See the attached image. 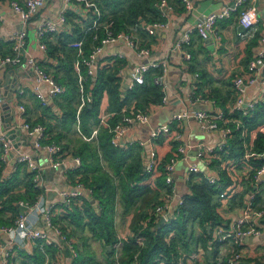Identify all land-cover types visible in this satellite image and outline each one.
Returning a JSON list of instances; mask_svg holds the SVG:
<instances>
[{
    "label": "trees",
    "instance_id": "trees-1",
    "mask_svg": "<svg viewBox=\"0 0 264 264\" xmlns=\"http://www.w3.org/2000/svg\"><path fill=\"white\" fill-rule=\"evenodd\" d=\"M159 1L95 0L101 12L96 28L87 23L84 29L75 26L72 31L51 33L57 37L59 45L49 43L46 45L47 53L55 55L60 52L61 58L58 60L61 63L59 67H63V73H55L54 78L65 86V91L54 99L59 113H56V110L49 111L51 107L47 103L40 102L45 107L43 112L47 120L42 117L41 122L31 124L41 123L45 126L47 137L42 143L54 141L64 151L68 148V144L60 142L66 137L63 129L70 130L72 125L78 126V130L87 139L81 138L79 145L72 152L69 151L73 156H79L81 163L78 167L67 170L66 176L71 184L81 183L90 191L91 198L94 199V203H91V200L83 195L77 197L78 199L72 200L65 211L54 213L52 224L58 226L68 239L72 238L77 230L88 229L92 238L103 243L108 256L115 253L114 244L120 242L119 264H153L157 257L165 259L168 264H176L175 259L178 254L197 248L209 250L208 252L212 253V261L209 264H216L219 246L225 241L219 240L214 235V230L218 225H225L229 221L218 211L217 199V193L231 183L226 171L217 169L223 184L218 188L197 174L191 175V180L188 181L189 191L183 195L182 202L176 201L172 205L171 217L166 223L160 228L152 229L157 221L156 216H151L146 225H143V222L149 213L157 205L163 204L171 194L164 178V165L170 156L176 154V142L169 134L160 135L155 140V146L167 145L168 150L164 152L154 169L147 171L144 167L143 148L137 142L113 146L110 142L109 130L100 121L104 96L108 98L106 112L111 114L107 119L110 126L119 121L120 111L124 107L134 106L149 113L154 105L160 104L163 89L154 83V78L160 70L149 68L144 73L142 83H134L131 88H127L123 87L121 72L126 64L125 59L110 57V64L97 66L94 75H87L86 68L81 65L80 76L85 77L83 92L91 97L90 102L81 104L79 78L73 69V61L80 60L81 56L77 48L68 45L69 42L81 40L82 55L86 57L105 35L103 26L109 22L113 34L132 32L141 45L149 47L154 34H148L139 26V20L145 23L162 20L160 11L155 5ZM167 2L170 3L169 0ZM94 35L97 36L96 39ZM2 45L6 50L0 51V55H9L12 52L11 42L4 41ZM190 60L187 68L197 74L194 81L195 91L202 89L203 96L213 97L212 99L217 101L222 97L219 87L212 86V77L204 70H197L192 58ZM231 76H234V73ZM233 115L240 118L248 130L254 129L264 119V98L246 115H241L240 112H234ZM50 119H54L55 122H51ZM175 128L173 126L172 131ZM95 129L96 133L93 134ZM239 136L240 132L236 129L232 138L228 140L229 151L215 150L213 154L218 157L212 158V164L215 166L219 164L220 157L224 159L244 153ZM253 149L257 152L264 150L263 132L256 133ZM5 166L0 158V226L13 224L19 212L18 201L33 203L41 193V189L37 188L32 180V172L25 164L14 163L13 170L7 175H4ZM247 189H252L251 184L247 183ZM260 192L261 190L254 200L255 205L262 201ZM241 197L242 193L239 194V198ZM235 198L233 197V201L236 200ZM118 204L122 206L123 213L131 211L130 228L133 234L139 233L144 237V246L136 258L133 254L138 246L135 244L134 235L127 239L116 236L114 216ZM195 226L200 228L198 233L195 232ZM50 247L46 246L47 250L54 252ZM19 257L20 261L15 264H42L44 259L38 247L34 249L33 254L27 255L21 252Z\"/></svg>",
    "mask_w": 264,
    "mask_h": 264
},
{
    "label": "built area",
    "instance_id": "built-area-1",
    "mask_svg": "<svg viewBox=\"0 0 264 264\" xmlns=\"http://www.w3.org/2000/svg\"><path fill=\"white\" fill-rule=\"evenodd\" d=\"M64 7L60 9L54 18L40 19L35 27L34 35L38 46V49L42 52L47 51V46L44 41L45 37L51 33H58L65 31V27L69 25L67 17V11L71 4L75 0H63ZM184 6L185 13H192L194 5L191 0H180ZM257 0H233L228 3H224L217 8H213L207 12H200L194 17L192 24L183 30L176 38L173 49L183 52L186 61L191 59V53L187 50V47L191 43L192 35H197L201 39L218 38L217 23L220 20L226 19L233 14L238 15V24L242 28L240 36L242 38L252 37L253 33L258 29L261 19L256 8ZM45 0H9V6L19 16L20 21L23 24V28L20 30H13L5 37V41L11 42V53L9 55H0V83L2 82L1 72H3L8 66L26 65L30 67L34 73V80L30 86L34 96L39 99L41 103H46L48 98H55L60 96L65 87L58 82L54 76L46 72L37 59L28 54L24 57L26 49V23L30 22L33 15L38 13L44 6ZM159 11L162 20H155L151 23H145L139 20V26L143 27L150 35L155 34L159 30H164L169 27V20L167 13L173 9V6L167 2V0H160L155 4ZM86 10L80 13L85 17ZM98 18L94 19L91 24L96 28ZM111 23H106L104 27L105 35L100 38L99 44L93 46L91 52L85 57L82 55V41L74 40L69 42V46L78 49V53L81 56L80 60L76 61L77 69L80 66L86 68L87 75H94L97 66L104 63L98 61L99 55L106 46H111L116 43H123L129 47L139 57L147 56L150 52V47L141 45L140 41L135 37L132 32H119L113 34L110 31ZM68 30V29H67ZM97 36L94 35V39ZM117 57H123L121 53H114ZM264 67V49H261L254 58L250 59L246 64L247 75L239 74L232 78V92L234 95L233 103L230 108H222V106H216L214 100H211L213 106L209 109H188L184 108L174 113L166 122H163L156 127H152L149 130L147 138L137 141V143L144 149H149V159L144 163L145 170L150 171L154 169L157 163L160 161V156L156 152L155 140L160 135L169 134L176 142V154L168 158L164 165V178L166 184L170 188V196L163 204L157 205L150 213L147 219L143 222L146 225L151 216H156L157 220L159 215L165 217V223L171 217L172 200L177 195V191L174 185L173 173L176 163L179 159H182L186 163L185 181L191 180V175L197 174L201 178H204L209 184L215 187H222L219 173L217 170H210V162L214 156L215 150L229 151L228 140L234 135V131L238 129L240 132L239 138L244 142L246 139L248 130L241 121L233 115L234 112H240L241 115H246L248 111L254 109L256 104L264 98V78L261 81L260 95L251 100L245 99L247 84L253 82L256 79V75ZM149 68H158L160 72L154 78V83L159 85L163 89V96L161 103L155 106H160L167 101L166 97V81L165 75L167 71V62L162 61H148L146 63H139L132 72L131 76L126 80L127 88H131L134 83H142L144 80V73ZM196 77L197 74L195 73ZM85 77L79 76V92L81 93V104L91 101L89 94L84 93L83 81ZM45 84V90H41V85ZM25 88L21 87L17 93H23ZM193 96V95H192ZM192 96H188L189 99ZM5 98L0 94V118L3 113V103ZM80 104V105H81ZM17 112L21 116V120L12 127L22 130L27 136H30L33 141V147L44 151L48 156V166L53 168L62 169H74L81 163L79 156H73L65 154V151L61 149L60 145L52 141L51 143H42V140L47 137L45 133V126L41 123L31 124L25 118H23L24 107L20 104L16 106ZM152 109V108H151ZM120 119L113 126L107 123V119L111 115L106 111H101L100 121L107 127L110 132V142L113 146L123 145V139L133 124L150 125L151 113L142 111L134 106L124 107L120 111ZM186 119L191 120L201 130L205 132H217L220 136L218 144L205 143L204 141H198L196 144H190L187 141L186 135L183 131L176 127L172 131L174 123ZM1 121V119H0ZM258 129V128H257ZM257 132H263V127H260ZM96 133V129L93 130V134ZM165 145H163L164 147ZM190 150V151H189ZM194 151L197 157L203 163L200 167L195 162L188 161L191 156L190 152ZM0 158L6 164L9 161L8 155H11L14 163H23L27 169L32 172V180L35 186L41 189V193L33 203L20 200L17 202L19 212L16 215L13 224L0 226V264H11V257L13 254V248H21L26 242H37V247L44 251L46 246H53L56 248V253L60 252V243H55L50 237L49 233L43 229L38 228L37 222L39 216L44 219L45 225L53 229L55 235L61 241H65L72 255L76 256V250L73 247V243L69 241L62 230L58 226L52 224L53 211L58 208L60 211H65L69 208L71 201L81 195L86 188L81 183H75L74 188L70 190H62L59 192L60 201L56 203L45 201V177L43 175V168L38 166L32 156L20 151V148L16 146L14 139L10 138L5 131L0 132ZM219 168L225 170L228 176L231 178V183L223 187L217 193V199L219 201L229 200L232 197H238L242 189V181L236 178L235 168L239 166H247L248 171L244 174L251 184L252 189H247L246 199L241 198V209L237 217L234 220L229 221L225 225H218L215 230V236L229 244L230 249L228 253L218 254L215 262L216 264H242L247 257L256 255L253 251H246L243 247L249 237L264 239V206L257 207L254 200L257 193L264 186V150L257 152L255 150L246 149L239 159L225 157L219 158ZM206 166L208 169H205ZM198 177V178H200ZM90 195V191L88 190ZM183 195L176 201L182 202ZM237 198V199H238ZM56 206V207H55ZM3 235L9 237L10 242L7 243L3 239ZM134 235L135 244L138 249L133 254L136 258L141 248L144 246V237L139 234ZM114 247L116 251L120 249V242L115 243ZM262 251V250H261ZM119 253L115 254V261L113 264H119ZM204 249L197 248L196 250L182 251L175 259L176 264H203ZM42 264H48V257ZM153 264H168L165 259L157 257Z\"/></svg>",
    "mask_w": 264,
    "mask_h": 264
},
{
    "label": "crops",
    "instance_id": "crops-1",
    "mask_svg": "<svg viewBox=\"0 0 264 264\" xmlns=\"http://www.w3.org/2000/svg\"><path fill=\"white\" fill-rule=\"evenodd\" d=\"M9 0H0V51L4 52L6 47L2 45L4 42L5 37L13 30H20L23 28V24L20 21L18 14L10 8ZM194 5V10L192 13H185L184 6L181 1L178 0H169L173 9L169 10L167 13V17L169 20V27L164 30H159L155 32L152 41L150 42V52L147 56H137L134 51H132L129 47H127L123 43H116L111 46H106L101 54L98 56L100 63H104L102 65H109L110 64V57L116 56L114 53H121L123 57L122 59L126 60V64L122 68V82L125 83L126 80L131 76L134 68L141 62H148V61H166L167 62V71L165 75L166 81V97L167 101L160 106L152 107L150 113L151 118L150 122L152 121L153 115H156L160 112H168L167 116L164 120H168L174 113L183 110L184 108L190 109H209L213 106L211 100L213 97L203 96L202 89L198 92L195 91L196 86L194 85V81L196 77L194 76L195 73H192L188 70L187 64L183 52L179 50H175L172 46L175 43L177 36L189 27L196 15L200 12H207L213 8H217L224 3L231 2L233 0H191ZM63 0H45L44 6L42 9L33 15L30 22L26 23V49L24 57L30 54L34 56L43 69L50 73L52 76L55 73L61 74L63 73V67H59L58 59L61 58L60 52L56 53L55 55H49L46 52H42L38 49L36 40H35V27L40 19L43 18H54L56 17L58 11L64 7ZM256 8L257 12L260 16L261 23L258 29L253 33L252 37L249 38H242L240 33L243 31L242 28L238 24V15L233 14L230 17L220 20L217 23V32L218 38H207L205 40L201 39L197 35H192L191 43L187 47V50L191 53L192 63L197 70H204L207 74L210 75L213 79L212 86L219 87L222 97H220L217 101L214 100V104L216 106H223L224 108H230L231 104L233 103L234 95L232 90V78L239 74L247 75L246 72V64L247 62L254 58L256 54L261 50L264 49V0H257L256 1ZM86 10L85 17H83L80 13ZM72 14V15H69ZM101 12L99 9L98 4L95 0H75L70 8L67 11V17L69 18V25L65 27V31L73 30L76 27H80L84 29L87 23L91 24V22L100 16ZM68 29V30H67ZM61 31V32H65ZM60 33V32H58ZM54 34V33H52ZM47 35L44 39L46 45H56L57 37L55 35ZM149 41V38H148ZM59 54V55H58ZM58 55V57H57ZM117 57V56H116ZM120 58V57H118ZM191 61V60H190ZM73 69L76 73L77 77L80 76V68L77 69L76 61H73ZM234 73V76L231 74ZM2 82L0 83V94H2L5 98V101L9 103L10 109L5 110L2 113V117L0 118V132L2 130H7V117L11 113V127L21 120V116L17 112L16 106L18 104L24 107V114L23 118H25L29 123L33 122H41L40 119L44 117L46 120V114L43 112V107L40 104L39 99H37L30 86L34 80V73L32 69L26 65H16V66H8L3 72H1ZM264 78V67L260 70V72L256 75V79L253 82L247 84L245 99L251 100L253 98H257L260 94L261 89V81ZM62 84V83H61ZM63 85V84H62ZM64 86V85H63ZM208 86V85H207ZM25 88L23 93H17L19 88ZM65 87V86H64ZM41 90H45L46 85H41ZM203 91H206L203 89ZM229 93V97L228 96ZM193 95V96H192ZM188 96H192L190 99ZM56 98V97H55ZM55 98H48L46 103L51 107L49 111H55L59 113V110L56 108V104L54 99ZM57 99V98H56ZM225 99V100H224ZM108 105V98L104 96L101 103V111H106ZM157 125L161 124L160 122L164 121L160 118L156 117ZM51 122H55L54 119H50ZM164 121V122H166ZM163 123V122H162ZM175 127H179L181 131L184 132L186 135L187 141L190 144V135L193 132L198 133H206L207 139L204 141L205 143L211 144H218L220 141V136L217 132H205L201 131L193 121L183 119L174 123ZM149 127V128H147ZM154 126H146L142 124H133L130 129L127 131L124 139L123 144L127 142H137L139 140H143L146 136H148L149 129ZM260 127H263L264 131V119L261 123L255 127L254 129L248 130L246 139L244 142L242 141V146L244 147V151L246 149L254 150L253 149V141L256 136V133ZM4 128V129H3ZM258 128V129H257ZM78 130V126L72 125L70 130H64L65 135L67 137L68 133H75ZM79 135L76 136L75 143H72L70 147V142L73 139H69L70 142H62L68 144V148L65 149V154L72 155L69 151H73L81 142V138L87 139L79 130ZM69 138V137H67ZM15 144L20 148V151L29 153L34 161L37 163L38 166L42 167L44 172L43 175L45 177V201L56 203L60 201V194L59 192L62 190H70L74 188V184H71L70 181L67 179L66 172L67 169H60V168H53L51 169L48 166V156L44 151L36 149L33 147L32 141L33 139L30 136H27L26 133L19 128L14 135ZM202 141V140H198ZM197 141V142H198ZM196 142V143H197ZM194 143V144H196ZM157 154L162 158L165 151L168 150L167 145L163 147V145L159 147H155ZM190 151V150H189ZM236 151V150H234ZM149 149L148 147H144L143 149V157L144 163L149 159ZM194 153V154H193ZM190 152L191 156L197 157V154L193 151ZM242 155V154H241ZM241 155L231 157L235 159H239ZM9 161L5 164L4 175H7L10 171L13 170L14 162L11 161V155H8ZM199 159V158H198ZM200 160V159H199ZM179 161V160H178ZM177 161V162H178ZM13 162V163H12ZM244 170L242 172H235L236 178L242 181V189L241 192L245 190L243 194V198L246 199V185L249 183L248 179L245 177V173L248 171L247 166H243ZM219 168V164L216 166L212 164V159L210 162L209 169L210 170H217ZM205 169H208L206 166ZM186 171V170H185ZM185 171L182 174H178L176 169H174L173 179L174 184L176 181L185 180ZM264 188V186H263ZM262 188V190H264ZM87 199H89L86 195ZM91 197V195H90ZM238 197L236 196L235 199ZM78 199V198H75ZM73 199V200H75ZM165 200V199H164ZM233 201V197L229 200H222L218 201V211L221 215L228 219L229 221L234 220L235 217L238 216L241 204L235 209V212L232 213L231 210V202ZM56 207V206H55ZM118 207L121 210L120 205L118 204L117 210L114 216V226L116 230V236L118 238L127 239L132 236L134 233L130 228V222L132 218L131 211L129 213H123L127 215V222L124 228H118V215L121 214ZM60 210L55 208L53 211L54 213H58ZM120 218V217H119ZM53 220V218H52ZM228 221V222H229ZM38 228H43L46 230V225L44 219L39 216L37 225ZM46 226V227H45ZM50 237L54 240L55 243H60L61 250L60 252L56 253V248L51 246L50 248L53 249L54 252L51 250L42 251L44 255L43 262L45 261L46 257H48V264H77L80 263V255L87 252H82L87 241L88 234L91 236V233L88 229H79L75 233L72 238L68 239L73 243V247L76 250V256L72 255L70 252V248L68 247L65 241L59 240V238L55 235L52 228L50 230H46ZM120 232H123L120 234ZM215 235V234H214ZM264 235V233H263ZM3 239L9 243L10 239L8 236L3 235ZM227 243L219 246V254L228 253L229 248L225 247ZM260 246V250L258 247ZM49 247V246H48ZM246 251H253L256 255L252 257H247L244 263H255L260 262L264 264V239L261 238H252L251 240H247L243 247ZM34 249H37V242H26L21 248H13V254L11 257V264L18 263L20 261L19 254L21 252H25L27 255H31L34 252ZM39 249V248H38ZM104 249V247H103ZM262 250V251H261ZM206 251V250H204ZM209 251V250H208ZM207 251V252H208ZM119 253L120 250L118 249L112 256L114 260L115 254ZM106 253V252H105ZM211 253V252H210ZM107 254V253H106ZM94 255V253H93ZM211 259L205 258V264H209L212 261V253ZM97 257L99 258L98 254ZM105 256L104 258H106Z\"/></svg>",
    "mask_w": 264,
    "mask_h": 264
},
{
    "label": "rangeland",
    "instance_id": "rangeland-1",
    "mask_svg": "<svg viewBox=\"0 0 264 264\" xmlns=\"http://www.w3.org/2000/svg\"><path fill=\"white\" fill-rule=\"evenodd\" d=\"M168 112H160V113H157L156 115H153L152 117V121L150 122V125L149 126H154L156 127L157 126V123H156V117L160 118L161 120L167 116ZM166 121V120H164ZM162 121V122H164ZM160 122V123H162ZM77 127V125H75ZM148 126V125H146ZM149 128V127H147ZM150 130V129H149ZM149 133V132H148ZM79 133H78V130H76L75 133H68L67 134V137H69L70 139H73L72 142L69 141V139L67 137H64L62 138V141L65 142H70V147L72 146V143H75L77 142L76 141V136H78ZM147 138V136L145 137ZM143 138V139H145ZM202 140V141H206L207 139V134L206 133H196V132H193L191 135H190V142L192 144L196 143L198 140ZM62 141H60L61 143H63ZM188 161L190 162H195L197 165H199L200 167L203 166V163L198 159L196 158L195 156H190L188 158ZM175 169L176 171L178 172V174H182L183 171L186 170V163L182 160V159H179V161L176 163V166H175ZM244 170V167L243 166H237L235 168V172H242ZM245 171V170H244ZM175 188H176V191H177V195L175 196L174 200H172V204H175L176 203V200L186 194L188 191H189V186H188V182L185 181V180H178L175 182ZM264 189V188H263ZM242 193V196L243 194L245 193L244 191L241 192ZM260 194L262 195V201H260L259 204H257V207H262L264 206V190L261 189V192ZM242 198V197H241ZM241 198H238L234 201L231 202V210H232V213L235 212V209L239 206V204H242L241 203ZM120 205V204H119ZM121 207V210L119 209L118 207V213L119 211L121 212V214L118 215V222H119V225H118V228L121 230L124 228L126 222H127V215L126 214H122V211H123V208L122 206L120 205ZM120 217V218H119ZM262 222L264 223V218L262 219ZM200 231V228L198 226H195V232L198 233ZM123 232H120V234H122ZM90 234H88V237H87V241H86V245L83 249L82 252H87V253H83L80 255V263H77V264H113L114 261H115V257H114V260L112 257H108V255L105 253V250L103 249V243L98 240V239H94L92 238V236H89ZM227 248H229V244L227 243V245L225 246ZM258 249L260 250V246L258 247ZM94 253V255H93ZM97 254L99 256V258L97 257ZM211 253L210 252H207V251H204V259H203V264H205V258L207 259H211ZM105 256H107L106 258H104Z\"/></svg>",
    "mask_w": 264,
    "mask_h": 264
},
{
    "label": "water",
    "instance_id": "water-1",
    "mask_svg": "<svg viewBox=\"0 0 264 264\" xmlns=\"http://www.w3.org/2000/svg\"><path fill=\"white\" fill-rule=\"evenodd\" d=\"M126 86V83H123V87H125ZM10 109V105H9V103L8 102H4L3 103V111H5V110H9ZM7 121H8V124H7V130H2V131H5L6 132V134L10 137V138H12V139H14V135H15V133L17 132V131H19V129H16V128H14V127H11V125H10V123H11V113L8 115V117H7ZM4 129V128H3ZM17 146V145H16ZM192 153H193V151H192ZM194 154V153H193ZM13 162H14V160H13ZM12 162V163H13ZM60 169H62V166H60L59 167ZM83 194L84 195H86L90 200H91V203H94V199L93 198H91L90 197V195L88 194V190L87 189H85L84 190V192H83ZM165 223V217L163 216V215H159V218H158V220L156 221V223H155V225L152 227V229H157V228H160L163 224ZM46 227V226H45ZM46 230H50V227H46ZM252 238L251 237H249L248 238V240H251ZM108 248H109V246H108Z\"/></svg>",
    "mask_w": 264,
    "mask_h": 264
}]
</instances>
